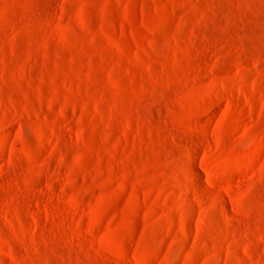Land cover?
Masks as SVG:
<instances>
[{
  "label": "rangeland",
  "instance_id": "374dc122",
  "mask_svg": "<svg viewBox=\"0 0 264 264\" xmlns=\"http://www.w3.org/2000/svg\"><path fill=\"white\" fill-rule=\"evenodd\" d=\"M0 264H264V0H0Z\"/></svg>",
  "mask_w": 264,
  "mask_h": 264
},
{
  "label": "bare ground",
  "instance_id": "6f19581e",
  "mask_svg": "<svg viewBox=\"0 0 264 264\" xmlns=\"http://www.w3.org/2000/svg\"><path fill=\"white\" fill-rule=\"evenodd\" d=\"M206 183H207V185L209 187L210 193H213V191H214V183H213V181L211 179H207ZM219 208L222 209L221 206H219Z\"/></svg>",
  "mask_w": 264,
  "mask_h": 264
}]
</instances>
